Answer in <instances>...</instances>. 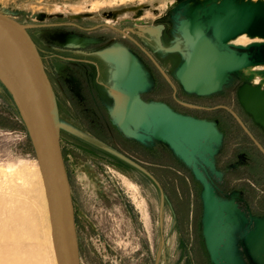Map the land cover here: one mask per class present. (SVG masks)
Listing matches in <instances>:
<instances>
[{
    "label": "rangeland",
    "instance_id": "obj_1",
    "mask_svg": "<svg viewBox=\"0 0 264 264\" xmlns=\"http://www.w3.org/2000/svg\"><path fill=\"white\" fill-rule=\"evenodd\" d=\"M203 2L204 0H0V11L28 27L32 24H39L40 26L36 28L31 27L30 32L36 39L45 69L52 71L55 67L61 75H64L69 66L77 68L83 63L81 60L94 61L95 59L85 53L53 49L48 46L49 44L56 45L54 42H59L58 36L68 32L65 29H46L49 28L48 23L66 21L65 17L59 20L52 18L53 16L76 13L86 17L82 24L86 27H94L93 31L88 34H76L93 38H96L98 34H103L108 39L112 38L114 43L121 44L119 40L126 39L122 37L120 30L124 32L131 30L133 33L127 34L136 42L141 43L140 40H144L151 55L159 58L162 53L156 50L154 39L162 51H165L162 47L169 48L177 43L183 50L184 45L179 42L181 36L178 27L180 21L188 15L186 6L189 3L202 4ZM141 3L145 7H142V14L137 17L136 11L130 8L141 6ZM110 10L115 13L116 19H113V16H104L103 13ZM158 24L165 25L164 46L160 44L158 33L155 31L159 30L156 28ZM240 37L236 36L230 42L245 46L251 42L263 41V39L254 41ZM172 53L175 54L171 68L168 66L169 60H163L161 63L163 66L161 70L170 81L164 79L165 76L163 77L153 65H150L153 74L161 76H159L160 81L153 87L154 81L151 73V88L144 94L145 99L165 101L179 113L189 115L187 113L194 112L197 116L209 117L206 120L215 123L216 121L211 117H221L224 113L199 111L201 109L193 111L179 104L174 97L180 102L194 105L211 106L222 103L235 113L241 114V108L233 97L230 99L217 97L210 103L203 96L196 98L185 93L174 76L182 57L177 51ZM68 58L74 60H68ZM108 69L109 71L112 69L111 64ZM259 74L263 76L264 72L259 71ZM107 79H110L109 75ZM55 83V90L59 95L58 108L62 122L60 145L73 199L80 264H212L202 233L203 206L200 197L202 185L191 169L168 147L165 156L162 155L163 149H160L158 145L154 147L155 150L150 155H147L141 143L125 137L119 129H115L116 127L113 128L115 125L112 121L111 133L108 136L99 135L100 139H105L106 142L137 159L140 164L151 168L165 192L161 205L160 196L151 181L137 171L130 170L124 164L111 160L112 157L105 154L99 141L96 142L95 138L86 135L82 127L89 126L88 120L91 116L81 113V106L76 99L69 100L68 104L66 93H64L66 92L65 86L56 80ZM107 83L112 86L110 81ZM243 83L257 85L250 75L240 70L239 73L233 72L229 75L225 86H231L234 92ZM108 105L112 107V99ZM218 130L221 132L219 128ZM232 130L231 137L226 143L228 151L226 153L229 154L234 150V155L230 153L231 155L221 158V161H228L230 158L231 164L228 168H234L238 162L243 160L242 156L236 155L239 143H243L241 141L243 130L237 126ZM221 143H223V133ZM95 145H98L102 151ZM221 147L222 145L219 148ZM216 155L214 156V170L199 166L200 170L205 173L206 178L222 199L230 200L232 194L240 197L238 182L233 181L234 175L236 176L238 172L232 173L230 182L221 189L223 192H220L210 179V175L217 172L215 169ZM103 159H110L113 164ZM159 160L165 165L164 168L154 166ZM11 167L30 174L29 178L32 181H37V177L39 180V164L34 156L27 132L10 94L0 83V186L19 182L16 176H5L2 171ZM122 169L127 170L129 174H124ZM255 192L254 196H257V193L261 194L259 191L255 190ZM235 201L244 210L246 218H249L248 213L250 212L244 209L240 198H236ZM124 204L127 205V210L131 215L126 212ZM13 208V202L0 207L2 219L10 231L16 227L11 219ZM251 214L264 217V214ZM238 221L239 223L237 222L238 224L233 229L232 239L239 264H258L243 240L250 224L248 221L239 219ZM8 243L6 238H0V245ZM28 250L26 247L21 251L20 260H28ZM43 253L46 263L53 264L50 252Z\"/></svg>",
    "mask_w": 264,
    "mask_h": 264
},
{
    "label": "water",
    "instance_id": "obj_2",
    "mask_svg": "<svg viewBox=\"0 0 264 264\" xmlns=\"http://www.w3.org/2000/svg\"><path fill=\"white\" fill-rule=\"evenodd\" d=\"M194 5L195 9L187 13L178 27L184 49L179 43L162 48L177 51L182 57L174 72L181 89L187 94L209 96L223 89L235 68L264 64V41L245 46L230 42L243 33L264 38V1L218 0ZM142 7L145 6L130 9L138 17ZM27 27L0 11V83L11 96L40 167L56 262L80 264L73 199L60 145L59 108L43 59ZM58 37L56 45L73 49L98 42L96 38L72 32ZM96 54L112 65L109 80L112 86L108 91L113 102L108 107L112 123L127 138L143 144L152 141L164 144L201 183L202 233L211 263L239 264L232 239L239 219L250 224L243 239L246 247L258 264H264V217L248 213L246 218L235 201L240 197L232 194V199H222L199 168L214 170V156L222 142L216 123L179 113L162 101H143L140 94L151 88V82L138 57L126 46L113 43ZM237 97L245 112L264 129V87L243 83L237 89ZM99 143L104 151L150 178L163 204L165 193L146 168Z\"/></svg>",
    "mask_w": 264,
    "mask_h": 264
},
{
    "label": "flooded vegetation",
    "instance_id": "obj_3",
    "mask_svg": "<svg viewBox=\"0 0 264 264\" xmlns=\"http://www.w3.org/2000/svg\"><path fill=\"white\" fill-rule=\"evenodd\" d=\"M103 14L104 16L110 17V16H113L114 12L110 10V11L104 12ZM72 15H76V13H70L66 15L58 14L56 16H53L52 18H56L59 20L65 17L66 21L61 22V23H48L49 28H46V29L47 30L48 29H52V30L65 29L68 32L79 33V34L80 33L88 34L91 31H93L92 29L94 27H86L82 24V21L86 17L80 16L79 18H72ZM40 18L42 19V17ZM88 18H91V17H88ZM33 26L34 28H36L40 25L32 24V26L27 27L28 33L30 34L31 38L33 39L34 43L37 46L36 39L34 35L30 32L31 27ZM156 28L159 29V30H155L156 33L159 32V35H158L159 42L162 46H164L165 45V40H164L165 39L164 38L165 25L158 24L156 25ZM130 32L133 33V31L131 30ZM130 32H124L120 30L122 37L126 39L119 40V42H121L122 45L126 46L128 49L134 52L138 56L139 60L141 61L144 69L147 70L150 73V75L152 73L153 81H154L153 87H155L157 83L160 81L159 76L161 75L163 76V73L161 72V68H163L161 64L162 61L169 60L168 66L171 68L173 66V57L175 53L162 51L158 47L156 39H154V42L156 44V50H159V52L162 53V55H160L159 58L157 57L154 58L145 46L147 45V43L142 39L140 40L142 41L141 43L136 42L134 38H132L129 34H127ZM95 37L96 39H98L97 43L90 44L82 49H73V48L61 47V46L50 45V44L48 45L49 47L53 49L85 53L86 55L93 57L95 59L94 61L81 60L83 62L81 63V66L74 68V75L76 76L79 82L80 95H76L74 91L72 90L71 85L74 83V80L68 73L61 75L59 73V70H57V68L55 67H53L52 71L46 69V72L52 83L55 96H56V100H57V104L59 101V95L57 91L55 90V84H56L55 80L57 82L58 81L62 82L63 85L65 86L66 92L64 93H66L67 103L69 104L70 102L69 100L76 99L78 104L81 106V113H83L86 116H91L88 120L89 126L85 128L82 127V130L86 133V135L95 138L96 141L104 143L105 145L111 148H114L118 151H122L121 149H118L111 143L106 142L105 139H103L102 137H101L102 139L99 138V135L101 134L108 136L111 133V130L115 127L113 126L112 129L110 128V124L111 125L113 124L111 123L110 115H109V111L107 107L108 103H110V100H111V96L108 93L109 84L107 83L109 82V79H107V76L109 75L108 74L109 73V69H108L109 63L103 60L100 56H98L96 52L108 47L115 41L112 38L108 39L103 34H98ZM109 40H113V41H109ZM103 43L106 45H104ZM63 61H66V60H63ZM150 65H153V67L157 69V71L161 75L153 74V70ZM157 76L158 78H156ZM164 79L166 78L164 77ZM230 87L231 86H225L224 89H222L220 92L209 95V96H203V98H207L208 101L212 103L213 99L217 97H221L225 99H230L233 97L237 100V103L241 108L240 115L242 116L235 113L234 111L231 110L230 107L222 103L212 104L211 106H204V105H194V104L183 103V102H180V100H178L176 97H174V99L179 104H182L184 107H187L193 111L201 109L199 111L208 112V113L209 112L214 113V112L220 111L224 113L221 117H211L212 120L216 121L218 128L223 133V143L215 159V169L218 173L215 171L217 174L215 173V174L210 175V179L212 180V182H214L217 189L220 192H223L221 189H223L226 186V184L230 182V180L232 179V173L234 171L238 172L236 176L234 175L233 181L238 182L237 188H238V191L241 192L240 200L242 204L244 205L243 206L244 209L249 210V212L253 214H264V129L260 127L259 125H257L256 123H254L251 116L247 112H245V110L240 105L238 101V97H237L238 88L233 92V90ZM147 92L143 93L142 95L144 99H145L144 94H146ZM188 95H191L196 98H200V96H195L192 94H188ZM162 102L172 107L167 102L165 101H162ZM187 114L193 117H197V118L209 119V117L197 116L195 115L196 113L194 112L187 113ZM246 122H249V123H246ZM236 126L240 127L243 130V137L241 138L242 139L241 141H243V143L240 142L238 148L236 149V151L238 152L236 155L242 156L243 160L241 162H238L234 168H228V166L231 164L230 158L228 161H225V160L221 161V158L226 157V155H231V154L234 155V152H235L234 150L230 152L231 154L226 153L228 152L226 149V143L228 139L231 137V133L233 131L232 129H234ZM251 128H254V129H251ZM90 139L88 140L90 141ZM90 143H92V141H90ZM157 145L158 144H155L153 146H143L145 153L147 155H150L155 150L154 147ZM95 146L99 148V150H101L98 145H95ZM158 146L160 149L161 148L163 149L162 155L165 156L167 148L163 145H158ZM122 152L125 153L124 151ZM105 154L109 157L111 156L112 157L111 160H115L118 163L124 164L130 170L137 171L148 181H151V179L148 178L146 175L142 174L140 171L130 166L129 164L125 163L124 161L118 159L117 157H114L113 155L109 154L106 151H105ZM162 155L160 152L159 153L160 158L162 157ZM103 160L110 164H113V162L110 161V159H103ZM118 163H116L117 166L119 165ZM150 164L151 163H149V165ZM142 166L154 175L150 167H146L145 165H142ZM154 166L164 168L165 165L161 162V160H159V162L157 164H154ZM122 172H124V174L126 175L129 174L127 170H124ZM154 177L156 176L154 175ZM158 182L160 183L159 180ZM153 185L155 186L158 192V195H159L158 188L156 187L154 183ZM160 185L162 186L161 183ZM255 190L259 191L261 194L258 195L257 193V196L256 195L254 196V193H256ZM124 206L126 207V212L131 215L130 211L127 210V205L124 204ZM237 210L239 212H242L240 208H238Z\"/></svg>",
    "mask_w": 264,
    "mask_h": 264
},
{
    "label": "bare ground",
    "instance_id": "obj_4",
    "mask_svg": "<svg viewBox=\"0 0 264 264\" xmlns=\"http://www.w3.org/2000/svg\"><path fill=\"white\" fill-rule=\"evenodd\" d=\"M212 2H218V0H204L202 4L208 5ZM194 9V3H189L186 6V13ZM238 36H241L240 38L253 39L254 41L260 39L264 41V38L258 36L250 37L245 33ZM178 46L176 45V47ZM240 70L250 75L254 79V83L264 87V75L259 74V71L264 72V64L248 65L234 69L238 73ZM2 171L5 176H16L19 182L17 184L16 182L14 184H5L4 182L5 185L0 186V207L8 202L14 203L11 219L16 225L10 231L0 213V238H6L9 242L8 244L0 245V264H47L43 253L46 251L50 252L53 264H57L51 235L48 202L40 169L39 180L37 177V181H32L29 178L30 174L25 171H19L16 168L11 167ZM26 247L29 249V258L28 260H20V253Z\"/></svg>",
    "mask_w": 264,
    "mask_h": 264
},
{
    "label": "crops",
    "instance_id": "obj_5",
    "mask_svg": "<svg viewBox=\"0 0 264 264\" xmlns=\"http://www.w3.org/2000/svg\"><path fill=\"white\" fill-rule=\"evenodd\" d=\"M73 58H68V60H72ZM139 59V58H138ZM74 60V59H73ZM140 61V60H139ZM71 63H74V62H71ZM140 63H141V61H140ZM142 65V64H141ZM74 68L75 67H72V66H69V68L65 71V73H68L71 77H72V79L74 80V83L71 85L72 86V90L74 91V93L76 94V95H80V91H79V82H78V79L76 78V76L74 75ZM142 68H143V70L145 71V73H146V70L144 69V67H143V65H142ZM146 75H147V78H148V80L150 81V73H146ZM109 76H110V71H109ZM110 80V79H109ZM109 87H110V85H108ZM150 90V88L147 90V91H149ZM147 91H145V92H147ZM145 92H142L141 94H140V98L143 100V101H150V100H147V99H144L143 97H142V95H143V93H145ZM153 101V100H152ZM155 101V100H154ZM159 101V100H158ZM107 107H109V105H107ZM252 118V117H251ZM253 120V119H252ZM255 123V122H254ZM258 125V124H257ZM114 127H116V126H114ZM261 127V126H260ZM116 129H118L117 127H116ZM140 143V142H139ZM102 144H104V143H102ZM143 146H151V145H155V144H158V145H163V146H165L164 144H162V143H160V142H157V141H152V142H147V143H141ZM221 145H222V143H221ZM166 147V146H165ZM167 148V147H166ZM114 149V148H113ZM116 150V149H115ZM219 150H220V148H219ZM218 150V151H219ZM118 151V150H117ZM119 152H121V153H123L122 151H119ZM218 153V152H217ZM123 154H125L126 156H128L129 158H131V159H133L134 161H136L137 163H139V161L137 160V159H135L134 157H132V156H130V155H128V154H126V153H123ZM64 160V159H63ZM40 169V168H39ZM150 172V171H149ZM152 174V173H151ZM153 175V174H152ZM42 176V175H41ZM154 176V175H153ZM156 178V177H155ZM132 184V183H131ZM162 187V186H161ZM162 189H163V187H162ZM163 191H164V189H163ZM165 193V192H164Z\"/></svg>",
    "mask_w": 264,
    "mask_h": 264
},
{
    "label": "built area",
    "instance_id": "obj_6",
    "mask_svg": "<svg viewBox=\"0 0 264 264\" xmlns=\"http://www.w3.org/2000/svg\"><path fill=\"white\" fill-rule=\"evenodd\" d=\"M59 1H71V0H59Z\"/></svg>",
    "mask_w": 264,
    "mask_h": 264
}]
</instances>
